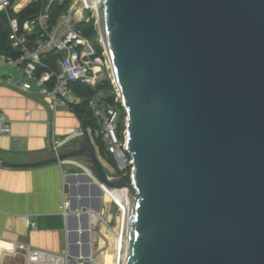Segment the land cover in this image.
<instances>
[{
    "label": "water",
    "instance_id": "obj_1",
    "mask_svg": "<svg viewBox=\"0 0 264 264\" xmlns=\"http://www.w3.org/2000/svg\"><path fill=\"white\" fill-rule=\"evenodd\" d=\"M92 7L121 92L131 184L109 175L87 136L0 165L82 160L97 210L98 184L125 186L123 264H264V0Z\"/></svg>",
    "mask_w": 264,
    "mask_h": 264
},
{
    "label": "crops",
    "instance_id": "obj_2",
    "mask_svg": "<svg viewBox=\"0 0 264 264\" xmlns=\"http://www.w3.org/2000/svg\"><path fill=\"white\" fill-rule=\"evenodd\" d=\"M30 2L15 0L13 9L18 13ZM0 73L19 76L13 67L1 63ZM1 113L10 120L12 132L10 135L0 132V159L11 163L51 157L53 145L81 127L79 118L70 108L54 110L49 98L39 93L26 95L5 85L2 79ZM80 139L69 143L76 144ZM85 173L70 162L34 167L0 165V264L25 263L22 254H4L19 242L50 252L67 249L71 260L87 264L83 259L88 252H93L95 239L89 212L95 210L104 214L105 199L102 195V206L97 210L98 195L94 188L97 183L94 179L82 178ZM66 203L69 205L67 213L63 211Z\"/></svg>",
    "mask_w": 264,
    "mask_h": 264
},
{
    "label": "built area",
    "instance_id": "obj_3",
    "mask_svg": "<svg viewBox=\"0 0 264 264\" xmlns=\"http://www.w3.org/2000/svg\"><path fill=\"white\" fill-rule=\"evenodd\" d=\"M53 1L55 0H48L35 17L19 23L17 18L10 15V9L14 7L12 0H0V14L7 15L11 28L9 42L17 52V54L0 53V63L13 67L19 74L17 76L0 73V79L5 85L20 90L26 95L39 93L49 98L54 110L70 108L71 104L79 101V98H75L72 87L74 82L97 87L109 79L112 89H100L91 99L90 106L100 121L101 128L98 134L105 149L115 159L117 168L123 171L120 177L125 178L131 174L132 166L131 157L125 150L126 129L122 134L119 130V119L123 112L116 103L122 105L121 92L113 76L102 39L100 42L103 52L98 54L93 42L77 26L80 21H89L85 17L86 12L89 16H95L92 5L96 2L71 0V4L60 14L57 23L52 25L49 9ZM59 1L63 2V0ZM111 96H114L115 104L107 101ZM0 132L3 135H10L12 132L10 120L2 113ZM87 135L92 139L91 129L88 128L86 134V131L80 127L65 139L56 142L53 149H60L65 144ZM65 162L78 166L79 161ZM103 163L105 167L110 166L106 160H103ZM82 164L85 171L89 172L86 164ZM109 175L112 178L119 177L114 174ZM112 202L120 211L121 204L116 199ZM68 206L67 203L64 206L65 213ZM89 215L93 225L105 219L101 211L93 210ZM31 224L35 225L34 222ZM4 254L10 256L22 254L25 258L24 264H71L67 249L50 252L25 242L14 244L6 249Z\"/></svg>",
    "mask_w": 264,
    "mask_h": 264
},
{
    "label": "trees",
    "instance_id": "obj_4",
    "mask_svg": "<svg viewBox=\"0 0 264 264\" xmlns=\"http://www.w3.org/2000/svg\"><path fill=\"white\" fill-rule=\"evenodd\" d=\"M15 0H12L14 3ZM48 2V0H31L29 4L26 5L20 12H15L13 8L10 9V15L16 17L19 23L35 17L42 7ZM71 4V0H55L50 5V22L52 25H55L59 19L60 14ZM78 28L82 30L83 34L88 37L94 44L98 54L103 52V47L101 42L95 43L93 39L98 34V27L95 18H91L89 21H80L77 24ZM10 25L8 17L6 14H0V53L7 54H17V52L11 47L9 42L10 35ZM73 90L76 95H78L79 101L71 104L70 109L76 114L81 122V127L86 131L90 128L92 131L93 141L90 139L89 135L87 137L90 139V142L93 144L95 150L97 149L98 154L110 165L117 167L115 159L109 153H107L105 146L101 140L100 135L98 134L101 125L98 117L95 114V111L90 106V101L93 96L100 90H111L112 84L109 79L105 80L103 83L99 84L97 87H91L88 84L81 82H74L72 84ZM109 103L115 104L114 96H111L107 100ZM122 110V114L119 119V130L121 134L123 130L126 129V116L125 111L122 105L116 103ZM126 181L131 184L130 175L125 176Z\"/></svg>",
    "mask_w": 264,
    "mask_h": 264
},
{
    "label": "rangeland",
    "instance_id": "obj_5",
    "mask_svg": "<svg viewBox=\"0 0 264 264\" xmlns=\"http://www.w3.org/2000/svg\"><path fill=\"white\" fill-rule=\"evenodd\" d=\"M85 17L87 19L95 18L93 15H90L86 12ZM97 23V21H96ZM98 27V24H97ZM101 36L99 33V27H98V34L93 39L95 43L100 42ZM93 139V136H92ZM94 140V139H93ZM96 152L98 154V151L96 149ZM99 155V154H98ZM100 159L103 161L104 159L99 156ZM106 171L109 174H114L117 176H122L123 171L115 167L114 165H110L109 167H105ZM103 210L104 212V220L98 222L96 225L93 226L95 239H94V249L93 252L90 254V256L85 257L83 261H90L91 264H99L98 258L101 256V254L104 251H107L109 249L114 248L115 238L117 237V220H118V214L120 211L117 210L116 205L111 201L108 203L103 202ZM116 236V237H115ZM111 252L108 251L106 255H104V259L106 260L105 263L108 264L112 260V256L110 254Z\"/></svg>",
    "mask_w": 264,
    "mask_h": 264
},
{
    "label": "bare ground",
    "instance_id": "obj_6",
    "mask_svg": "<svg viewBox=\"0 0 264 264\" xmlns=\"http://www.w3.org/2000/svg\"><path fill=\"white\" fill-rule=\"evenodd\" d=\"M96 3L99 0H95ZM78 166L85 171L83 164L81 162L77 163ZM86 173L90 174L88 171ZM103 192V198L105 199V203L113 201V199L117 200L119 204H121L120 213L118 214L117 220V237L115 238L114 248L109 249L111 252L112 260L108 264H123L124 260V252H125V239H126V230H127V215H128V207H127V198H128V189L125 186L120 187L119 189L112 190L108 187L103 186L102 184H98ZM103 186V187H102ZM105 212V211H104ZM104 254L98 258L99 264H106L104 261Z\"/></svg>",
    "mask_w": 264,
    "mask_h": 264
}]
</instances>
